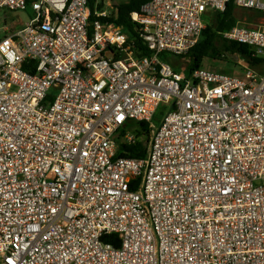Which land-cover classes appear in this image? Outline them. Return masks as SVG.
Segmentation results:
<instances>
[{
  "label": "built area",
  "instance_id": "built-area-1",
  "mask_svg": "<svg viewBox=\"0 0 264 264\" xmlns=\"http://www.w3.org/2000/svg\"><path fill=\"white\" fill-rule=\"evenodd\" d=\"M227 3L150 0L136 56L111 0H0L30 16L0 36V264H264V69L161 57H185ZM222 38L264 61V28ZM156 113L146 157L117 156Z\"/></svg>",
  "mask_w": 264,
  "mask_h": 264
},
{
  "label": "trees",
  "instance_id": "trees-1",
  "mask_svg": "<svg viewBox=\"0 0 264 264\" xmlns=\"http://www.w3.org/2000/svg\"><path fill=\"white\" fill-rule=\"evenodd\" d=\"M115 5L117 14L115 17L109 18V21L122 28L125 34L128 35V41L133 40L135 45L136 56H147L149 52L141 45L134 32V23L131 21V14L139 12L142 5L150 0H117ZM235 0H228L224 12H212L205 18V27L201 33L197 44L188 52L182 59L169 58L161 56L167 60L174 69L173 60H183L186 70L191 72L196 69L203 68L204 61L210 60L219 62L225 55L238 56L248 67L259 70L264 69V61L252 57L251 48L245 44L228 41L222 38V33L229 31L234 26L239 24V19L236 16L237 10L254 11L247 9H239L236 7ZM257 13H264L259 12ZM32 64H23V69L32 73ZM160 113H156L152 120V127L149 123L130 122L120 133L118 137L117 156L124 158H145L148 150L149 140L153 127L158 125ZM131 133L135 137L134 144L125 143L122 139L125 133ZM103 241L112 243L116 247L119 246L117 236H105Z\"/></svg>",
  "mask_w": 264,
  "mask_h": 264
},
{
  "label": "rangeland",
  "instance_id": "rangeland-1",
  "mask_svg": "<svg viewBox=\"0 0 264 264\" xmlns=\"http://www.w3.org/2000/svg\"><path fill=\"white\" fill-rule=\"evenodd\" d=\"M112 5L118 3L117 0H111ZM236 16L239 19L240 25L250 28H264V13H257V11L237 10ZM30 16L23 11H10L7 9L0 10V36L9 35L13 30L23 27ZM6 29V30H5ZM173 64L177 68L184 67L183 60H173ZM243 62L238 56L225 55L222 61L215 62L204 61L203 69L217 73L227 77H244Z\"/></svg>",
  "mask_w": 264,
  "mask_h": 264
},
{
  "label": "crops",
  "instance_id": "crops-1",
  "mask_svg": "<svg viewBox=\"0 0 264 264\" xmlns=\"http://www.w3.org/2000/svg\"><path fill=\"white\" fill-rule=\"evenodd\" d=\"M239 23H241V22H239Z\"/></svg>",
  "mask_w": 264,
  "mask_h": 264
}]
</instances>
